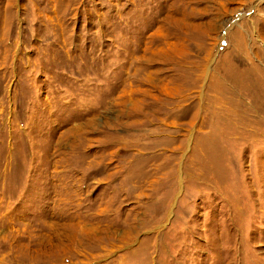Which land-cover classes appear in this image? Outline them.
I'll use <instances>...</instances> for the list:
<instances>
[{
	"label": "rangeland",
	"instance_id": "1",
	"mask_svg": "<svg viewBox=\"0 0 264 264\" xmlns=\"http://www.w3.org/2000/svg\"><path fill=\"white\" fill-rule=\"evenodd\" d=\"M0 264H264V0H0Z\"/></svg>",
	"mask_w": 264,
	"mask_h": 264
},
{
	"label": "bare ground",
	"instance_id": "2",
	"mask_svg": "<svg viewBox=\"0 0 264 264\" xmlns=\"http://www.w3.org/2000/svg\"><path fill=\"white\" fill-rule=\"evenodd\" d=\"M171 212L169 213V216H170Z\"/></svg>",
	"mask_w": 264,
	"mask_h": 264
}]
</instances>
